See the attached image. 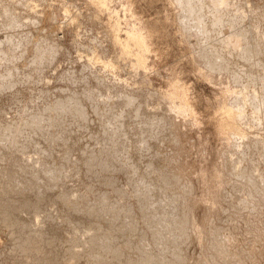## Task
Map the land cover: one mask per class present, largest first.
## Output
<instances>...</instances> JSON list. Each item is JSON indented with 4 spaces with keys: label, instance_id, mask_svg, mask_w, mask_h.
<instances>
[{
    "label": "rangeland",
    "instance_id": "obj_1",
    "mask_svg": "<svg viewBox=\"0 0 264 264\" xmlns=\"http://www.w3.org/2000/svg\"><path fill=\"white\" fill-rule=\"evenodd\" d=\"M174 1L0 0V139L4 146L0 143V264H59L53 261L57 257L60 264L73 260L75 264H145L144 260L152 257L158 258L156 264H235L233 260L264 264V0H224L226 5L217 0L211 6L207 4L210 0H188L183 10ZM182 11H187V17L181 18ZM214 12L218 18L225 14L218 19L222 23ZM135 31L144 41L141 48L127 39ZM232 35L245 38L237 47L228 46L229 40L223 39ZM214 45L220 55L211 57ZM226 61L232 62L231 68ZM231 69L236 70L235 77ZM79 105L82 115L74 111ZM5 139L11 142L5 144ZM112 149L125 153L119 155ZM156 165L164 166L158 170ZM47 167L52 169L47 170L56 180L53 189H57L48 188L52 175L41 171ZM31 172L36 173L34 177H29ZM247 175L255 183L246 182ZM148 191H152L149 196ZM37 195L40 198L36 199ZM84 207L101 215L104 210H112L111 215L118 217L131 213V225L129 218L123 221L121 217L116 224L110 213H106L107 222L112 226H105L102 216L101 221L95 217L96 225L95 218L89 220L80 213ZM182 211L189 215L185 224L179 221L184 217ZM168 213L172 215L169 219ZM171 224L177 226L175 231ZM87 226L93 227L91 231ZM128 226L138 229L136 234L130 231L129 236ZM112 229L115 234L114 229L122 231L116 234L119 238L111 234ZM163 231L167 237L162 236ZM89 232L94 239L87 238ZM33 233L34 241L42 236L45 243L35 241L36 245L28 238ZM104 233L111 234L105 238L110 249L92 250L91 241L99 236L104 239ZM27 234L31 242L23 241ZM169 235H173L172 240L175 235L172 242ZM221 239H230L231 245L220 255L212 243ZM49 243L64 254L59 258V251L53 252ZM75 253L85 254L80 256L83 260L75 262Z\"/></svg>",
    "mask_w": 264,
    "mask_h": 264
},
{
    "label": "bare ground",
    "instance_id": "obj_2",
    "mask_svg": "<svg viewBox=\"0 0 264 264\" xmlns=\"http://www.w3.org/2000/svg\"><path fill=\"white\" fill-rule=\"evenodd\" d=\"M185 1L187 2L188 0H175L174 2H176L177 7H178V5H179V6L182 8V10H183V8H184V6H185ZM201 1H202V0H201ZM201 1H199V3H201ZM206 1H207V0H206ZM206 1H203V3L206 4ZM222 1H223L224 5H226V3L224 2V0H222ZM222 1H221V2H222ZM207 2H208V1H207ZM221 2H219V3H221ZM211 3H213V5H216L217 0H210V3H207V4L210 5ZM205 4H204V7L207 6V4H206V6H205ZM227 4H228V3H227ZM183 5H184V6H183ZM209 5H208V6H209ZM219 5H223V4H219ZM175 6H176V5H175ZM201 6H202V5H201ZM201 6H200V8H201ZM210 6H211V5H210ZM210 6H209V7H210ZM229 6H231V5H229ZM204 7H203V10L206 9V8H208V7H206V8H204ZM223 7H224V6H223ZM181 8H180V9H181ZM215 8H220V6L215 7ZM6 9H7V8H6ZM209 9H211V7H210ZM212 9H213V7H212ZM187 10L190 11V12H192V10L189 9V8H187ZM206 10H207V9H206ZM216 10H217V9H216ZM216 10H214V11H216ZM211 11H213V10H211ZM217 11H218V10H217ZM261 11H262V10H261ZM186 12H187V11H185V13H186ZM204 12H205V11H204ZM220 12L222 13V11H220ZM223 12H224V11H223ZM182 13H184V11H182ZM185 13L181 15V16H182L181 18H185V17H187V15H186ZM199 13H200V12H199ZM216 13H217V12H216ZM218 13H219V11H218ZM218 13H217V14H218ZM224 13H225V12H224ZM224 13H223V14H224ZM191 14H192V13H191ZM211 14H212V13H211ZM214 14H215V12H214L212 15L215 16V18H216L217 15H214ZM219 14H220V13H219ZM223 14H221V15H223ZM239 14H240V13H239ZM184 15H186V16H184ZM198 15H199V14H198ZM221 15H220V16H221ZM200 16H201V15H200ZM200 16H199V17H200ZM218 16H219V15H218ZM220 16H219V17H220ZM224 16H225V14H224ZM224 16H221V17L223 18ZM4 17H5V16H4ZM221 17H220V18H221ZM208 18H209V17H208ZM220 18L217 17L216 20H218V19H220ZM222 18H221V19H222ZM251 18H252V17H251ZM196 19H197V18H196ZM237 19H238V18H237ZM180 20H181V19H180ZM216 20H214V21H216ZM12 21H14V20H12ZM182 21H183V20H182ZM182 21H181V24H182ZM214 21H213V23H214ZM220 21H221V20H220ZM220 21L218 20V22H220ZM224 21H225V20H224ZM224 21H223V22H224ZM183 22H184V21H183ZM216 22H217V21H216ZM240 22H242V21L240 20ZM198 23H199V22H198ZM198 23H197V27L201 29L203 26H202V24L200 25V24H198ZM200 23H202V22H200ZM221 23H222V21H221ZM230 23H231V22H230ZM230 23H229V24H230ZM203 24H204V26H205L206 23L203 22ZM218 24H220V23H218ZM241 24H242V23H241ZM241 24H240V25H241ZM251 24H252V23H251ZM213 25L215 26V23H214ZM232 25H234V24H232ZM249 26H250V25H249ZM182 27H183V26H182ZM211 27H212V26H211ZM211 27H210V29H211ZM218 27H219V26H218ZM208 28H209V27H208ZM213 28H214V27H212V29H213ZM215 28H216V26H215ZM215 28H214V29H215ZM202 29H203V28H202ZM204 29H205V27H204ZM204 29H203L202 31H204ZM249 29H250V28H249ZM226 30H227V29H226ZM132 31H133V30H132ZM205 31H206V30H205ZM205 31H204V32H205ZM213 31H214V30H213ZM215 31H216V30H215ZM217 31H218V29H217ZM241 31H243V30H241ZM208 32H209V31H208ZM210 32H211V30H210ZM210 32H209V33H210ZM244 32H245V31H244ZM249 32H251V31H249ZM135 33H136V31L134 32V34L131 32V35H130V34L128 35V33H127V35H128L127 39H129V41H131L132 45H135V46L138 45V46L141 48L142 45H144V41L142 40V37H141V36H139L138 34H135ZM228 33H229V32H228ZM132 34H133V35H132ZM221 34H222V33H221ZM245 34H246V32H245ZM204 35H206V34H204ZM238 35H239V34H238ZM240 35H241V34H240ZM249 35H250V34H249ZM202 36H203V34H202ZM223 36H225V35H223ZM232 36H234V35H232ZM247 36H248V34L246 35V37H247ZM227 37H230V36H226V38L223 39V40H226V39L229 40V42L227 41V43L229 44L228 46H233V47H237L236 45H238L237 43H239V40L245 38V36L242 37V38L240 37V39L237 38L236 36L232 37L231 39H228ZM235 37H236V38H235ZM252 38H256V36H255V37H252ZM246 40H247V42L249 41V36H248V39H246ZM252 40H253V39H252ZM252 40H251V41H252ZM255 40H256V39H255ZM257 40H258V39H257ZM223 42H224L223 44L225 45L226 42H225V41H223ZM243 43H244V42H243ZM248 43H249V42H248ZM253 43H254V42H253ZM244 44H245V43H244ZM251 44H252V43H251ZM256 44H257V43H256ZM211 46H212V45H211ZM225 46H227V44H226ZM240 46H242V42H241ZM244 46H245V45H244ZM244 46H243V47H244ZM254 46H255V43H254ZM216 47H217V46H216ZM219 47H220V46H219ZM223 47H224V46H223ZM243 47H241V48H243ZM126 48H128V47L126 46L125 49H126ZM214 48H215V45H214V47H213V50H214L215 52H214V53L211 52L212 54H210V56L216 53V49H214ZM229 48H230V47H229ZM244 48H245V47H244ZM244 48H243V50H245ZM256 48H258V47L256 46ZM33 49H34V48H33ZM227 49H228V48H227ZM238 49H239V48H238ZM217 50L220 51L219 48H218ZM223 50H224V48H223ZM225 50H226V48H225ZM230 50H233V49L231 48ZM235 50H237V49L235 48ZM235 50H234V51H235ZM243 50H242V52L244 53ZM210 51H211V49H210ZM234 51H233V52H234ZM256 51L259 52V50H257V49H256ZM205 52H206V51H205ZM208 52H209V51H207V53H208ZM217 52H218V51H217ZM207 53H206V54H207ZM222 53L224 54V53H226V52H222ZM227 53H228V52H227ZM230 53H231V52H230ZM260 53H262V52H260ZM202 54H203V53H202ZM202 54H201V56L204 55V54H203V55H202ZM206 54H205V56H206ZM216 54H219V55H220L219 52L216 53ZM223 54H222L221 56H223ZM256 54H257V53H256ZM208 55H209V53H208ZM233 55H234V54H232L230 58H233V60L235 61ZM249 55H251V54H249ZM23 56H24V55H23ZM40 56H42V55H40ZM48 56H49V55H48ZM214 56H215V55H214ZM221 56H220V58H222ZM224 56H225V55H224ZM226 56H227V55H226ZM228 56H230V54H228ZM259 56H260V55H259ZM211 57H212V56H211ZM215 57H217V56H215ZM215 57H214V58H215ZM235 57H236V56H235ZM247 57H248V55H247ZM38 58H39V56H38ZM201 58H202V57H201ZM203 58H204V57H203ZM206 58H207V57H206ZM225 58H228V57H225ZM230 58H229V59H230ZM243 58H244V57H243ZM35 59H36V58H35ZM207 59H208V58H207ZM210 59H211V58H210ZM222 59H224V58H222ZM229 59H228V60H229ZM237 59L239 60V58L236 57V61H238ZM205 60H206V59H205ZM211 60H213V59H211ZM230 60H231V59H230ZM253 60H254V59H253ZM256 60H257V59H256ZM258 60H259V59H258ZM206 61H207V60H206ZM231 61H232V60H231ZM234 61H232V62H234ZM241 61H242V60H241ZM254 61H255V60H254ZM261 61H262V60H261ZM263 61H264V59H263ZM138 62H139V61H137L136 63H138ZM232 62H231V64H232ZM238 62H239V61H238ZM209 63L211 64V61H210ZM224 63H225V62H224ZM228 63H229V62H228ZM228 63H227V61H226V64H227V66L229 67ZM229 64H230V63H229ZM231 64H230V68L232 67ZM234 64H235V63H234ZM234 64H233V65H234ZM244 64H245V63H244ZM212 65H214V64H212ZM235 65H236V64H235ZM239 66H240V65H239ZM236 67H237V66H236ZM211 68H212V67H210V69H211ZM238 68H239V67H238ZM227 69H228V68H227ZM233 69H235V68H233ZM213 70H214V69H213ZM228 70H229V69H228ZM231 70H232V69H231ZM232 71H233V73H232ZM232 71H231L230 73H232V74L234 75V72H236V70H235V71L232 70ZM240 71H241V70H240ZM245 72H246V71H245ZM260 72H261V71H260ZM232 74H231V75H232ZM28 75H29V74H28ZM233 75H232V76H233ZM235 75H236V74H235ZM235 75H234V77H235ZM261 75H262V74H261ZM10 76H11V75H10ZM236 77H237V76H236ZM249 79H250V78H249ZM40 80H41V79H40ZM250 82H251V81H250ZM250 85H251V84H250ZM246 91H247V90H246ZM251 91H252V90H251ZM89 92H90V91H89ZM88 94H89V93H88ZM101 95H102V94H101ZM90 96H91V95H90ZM79 98H80V97H79ZM107 99H108V98H107ZM109 99H110V98H109ZM61 105H62V104H61ZM69 105H70V102H69ZM69 105H68V107H71V106H72V105H71V106H69ZM65 106H66V105H63V106H61V107H64V109H65ZM79 107H80V105H79V106H76L75 108H77V109H75L74 111L77 113V115H82V114H81L82 112H81V110H80ZM49 108H50V107H49ZM59 108H60V107H59ZM78 108H79V109H78ZM64 109H62V110H64ZM67 109H68V108H67ZM109 109H110V108H109ZM109 109H108V110H109ZM111 109H112V108H111ZM113 110H114V109H113ZM109 111H110V110H109ZM137 111H138V110H137ZM64 112H65V111H64ZM67 112H71V110H70V111L67 110ZM72 112H73V111H72ZM72 112H71V113H72ZM117 112H118V111H117ZM121 112H122V111H121ZM126 112H127V111H126ZM227 112H229V111H227ZM76 113H75V114H76ZM111 113H113V112H111ZM135 113H137V112H135ZM55 114H56V113H55ZM72 114H73V113H72ZM107 114H108V113H107ZM117 114H118V113H117ZM228 114H229V115L227 116V114H226V116L230 118V116H231L232 114H231V115H230V113H228ZM252 114H253V113H252ZM83 115H84V114H83ZM86 115H87V114H86ZM99 115H100V114H99ZM104 115H105V114H104ZM108 115H110V114H108ZM112 115H113V114H112ZM120 115H121V114H120ZM125 115H126V114H125ZM162 115H163V114H162ZM105 116H106V115H105ZM113 116H114V115H113ZM160 116H161V115H160ZM163 116H164V115H163ZM252 116H253V115H252ZM76 117H77V116H76ZM231 117H233V116H231ZM263 117H264V116H263ZM263 117H262V118H263ZM41 118H42V117H41ZM41 118H40V120H41ZM81 118H84V116H83V117L81 116ZM163 118H164V117H163ZM124 119H125V118H124ZM230 119H232V118H230ZM116 120H117V118H115V123H116ZM162 120H163V119H162ZM252 120H253V119H252ZM78 121H79V120H78ZM159 121H160V120H159ZM20 122H21V121H20ZM23 122H24V121H23ZM46 122H47V121H46ZM53 122H54V121H53ZM163 122H164V121H163ZM13 123H14V122H13ZM15 123H16V122H15ZM44 123H45V121H44ZM109 123H110V122H109ZM117 123H118V122H117ZM258 123H259V122H258ZM21 124H23V123H21ZM52 124H53V123H52ZM106 124H107V123H106ZM106 124H104V125H106ZM123 124H124V123H123ZM9 125H10V124H9ZM12 125H13V124H12ZM25 125H26V124H24L23 126H25ZM109 125H110V124H109ZM109 125H108V126H109ZM119 125H120V124H119ZM119 125H118V126H119ZM21 126H22V125H21ZM5 127H6V126H5ZM11 127H12V126H11ZM32 127H33V126H32ZM47 127H48V126H47ZM115 127H116V126H115ZM12 128H13V127H12ZM14 128H18V127H15V126H14ZM21 128H22V127H21ZM25 128H26V127H25ZM43 128H44V127H43ZM50 128H51V127H50ZM106 128H107V126H106ZM111 128H112V127H111ZM166 128H167V127H166ZM3 129H4V128H3ZM23 129H24V128H23ZM8 130H9V129H8ZM12 130H13V129H12ZM16 130H17V129H16ZM117 130H119V129H116V130H113V131L116 132ZM5 131H6V130H5ZM19 131H20V129H19ZM21 131H22V130H21ZM28 131H29V130H28ZM59 131H60V130H59ZM61 131H62V130H61ZM66 131H67V130H66ZM107 131H108V130H107ZM120 131H122V130H120ZM236 131H237V130H236ZM236 131H235V133H236ZM0 132H1V131H0ZM15 132H16V131H15ZM39 132H40V131H39ZM115 132H114V134L117 133V132H116V133H115ZM237 132H239V131H237ZM5 133H6V132H5ZM22 133H23V132H22ZM110 133H111V132H110ZM118 133H119V131H118ZM124 133H125V132H123V134H124ZM104 134H105V133H104ZM3 135H4V134H3ZM19 135H20V134H19ZM112 135H113V134H112ZM20 136H22V135H20ZM65 136H66V135H65ZM109 136H111V135L109 134ZM114 136H116V135H114ZM114 136H113V137H114ZM236 136H237V135H236ZM2 137H4V136H1V138H2ZM113 137H112V138H113ZM118 137H119V136H118ZM34 138H35V137H34ZM54 138H55V137H54ZM149 138H150V137H149ZM158 138H159V137H158ZM6 139H8V138L6 137ZM6 139H5V141L3 142V143H5V144H6V141H9V140H10V139H9V140H6ZM67 139H68V138H67ZM113 139H114V138H113ZM2 140H3V139H2ZM47 140H48V139H47ZM102 140H103V139H102ZM15 141H16V140H15ZM25 141H28V140L26 139ZM96 141H97V138H96ZM119 141H120V140H119ZM141 141H142V140H141ZM9 142H11V140H10ZM17 142H18V141H17ZM17 142H16V143H17ZM113 142H115V141L113 140ZM116 142H117V141H116ZM0 143L2 144L1 139H0ZM27 143H28V142H27ZM27 143H25V144H27ZM41 143H42V142H41ZM47 143H48V142H47ZM144 143H145V142H144ZM160 143H161V142H160ZM8 144H9V143H8ZM8 144H7V145H8ZM13 144H15V142H14ZM28 144H29V143H28ZM35 144H36V143H35ZM51 144H52V143H51ZM138 144H139V142H138ZM22 145H23V143H22ZM73 145H74V144H73ZM97 145H98V144H97ZM117 145H118V144H117ZM120 145H121V143H120ZM123 145H124V144H123ZM145 145H146V143H145ZM2 146H3V144H2ZM2 146H0V147H2ZM9 146H10V145H9ZM11 146H12V145H11ZM25 146H27V145H24V147H25ZM113 146H114V145H113ZM3 147H4V146H3ZM14 147H15V146H14ZM34 147L37 148V145H36V146L34 145ZM115 147H116V146H115ZM142 147H143V146H142ZM22 148H23V147H22ZM35 148H34V149H35ZM64 148H65V146H64ZM120 148H121V147H120ZM122 148H123V147H122ZM2 149H3V148H2ZM6 149H7V148H6ZM6 149H5V150H6ZM9 149H10V148H9ZM15 149H16V147H15ZM15 149H14V150H15ZM23 149H24V148H23ZM25 149H26V148H25ZM26 150H28V149H26ZM36 150H37V149H36ZM57 150H58V149H57ZM114 150H115V149H112L113 152H114ZM0 151H1V150H0ZM16 151H18V149H17ZM37 151H38V150H37ZM67 151H68V150H67ZM98 151H99V150H98ZM19 152H20V150H19ZM44 152H45V151H44ZM47 152L49 153V151H47ZM52 152H53V151H52ZM65 152H66V151H65ZM151 152H152V151H151ZM26 153H27V152H26ZM114 153H118V154H119L120 151L117 152V149H116V151H115ZM123 153H125V152L123 151ZM123 153L121 152L120 154H123ZM3 154H4V153H3ZM3 154H1V155L3 156ZM10 154H11V153H10ZM18 154H19V153H18ZM49 154H50V153H49ZM59 154H60V153H59ZM66 154H67V153H66ZM66 154H65V155H66ZM69 154H70V153H69ZM120 154H119V155H120ZM145 154H146V153H145ZM50 155H52V154H50ZM110 155H112V153H111ZM113 155H114V154H113ZM113 155H112V156H113ZM115 155H116V154H115ZM115 155H114V156H115ZM155 155H156V154H155ZM155 155H154V156H155ZM242 155H243V154H242ZM21 156H22V155H21ZM52 156H53V155H52ZM55 156H56V154H55ZM112 156H111V157H112ZM4 157H5V156H4ZM49 157H50V156H49ZM123 157H125V156H123ZM157 157H159V156H157ZM40 158H41V157H40ZM162 158H163V157H162ZM36 159H37V158H36ZM55 159H56V158H55ZM125 159H126V158H125ZM158 159H159V158H158ZM118 160H120V159H118ZM118 160H117V161H118ZM160 160H161V159H160ZM3 161H4V160H3ZM5 161H6V160H5ZM45 161H46V160H45ZM129 161H130V160H129ZM161 161H162V160H161ZM7 162H8V161H7ZM35 162H36V161H35ZM39 162H40V161H39ZM51 162H52V161H51ZM72 162H73V161H72ZM163 162H164V160H163ZM240 162H241V161H239V163H240ZM158 163H159V161H158ZM10 164H11V163H10ZM12 164H13V163H12ZM36 164H37V163H36ZM40 164H41V163H40ZM52 164H53V163H52ZM244 164H245V163H244ZM34 165H35V164H34ZM34 165H33V166H34ZM45 165H46V164H45ZM45 165H44V167H46ZM47 165H48V164H47ZM53 165H54V164H53ZM53 165L51 166V168L53 167ZM111 165H112V164H111ZM127 165H128V164H127ZM131 165H132V164H131ZM242 165H243V164H242ZM242 165L240 164L241 167H242ZM8 166H9V165H8ZM31 166H32V165H31ZM31 166H30V167H31ZM33 166H32V167H33ZM42 166H43V165H42ZM156 166H157V165H156ZM163 166H164V165H163ZM163 166H162L161 168H163ZM6 167H7V166H6ZM26 167L29 168V166H26ZM34 167H35V166H34ZM34 167H33V168H34ZM49 167H50V165H49ZM81 167H83V166H81ZM136 167H137V166H136ZM144 167H145V166H144ZM159 167H160V166L158 165L156 168L158 169ZM19 168H20V167H19ZM51 168L49 169V168L47 167L46 169L42 168V169H44V170H41V169H39V170L44 171L45 175H47V174L52 175L51 172H49V170H52ZM58 168H59V167H58ZM161 168H159V169H161ZM16 169H18V168H16ZM21 169H22V168H21ZM24 169H25V167L23 168V170H24ZM47 169H49V170H47ZM129 169H130V165H129ZM150 169H151V168H150ZM159 169H158V170H159ZM3 170H4V169H3ZM25 170L28 171L29 169H28V170L25 169ZM35 170H36V168H35ZM39 170H37V171H39ZM53 170H54V169H53ZM73 170H75V169H73ZM243 170H244V169H243ZM6 171H8V170H6ZM11 171H12V170H11ZM16 171H18V170H16ZM19 171H20V170H19ZM29 171H30V170H29ZM33 171H34V170H33ZM130 171H131V170H130ZM146 171H147V170H146ZM244 171H245V170H244ZM244 171H243V173H244ZM9 172H10V171H9ZM39 172H40V171H39ZM39 172H37V173H39ZM150 172H151V171H150ZM4 173H5V171H4ZM11 173H12V172H11ZM27 173H29V172H27ZM42 173H43V172H42ZM42 173H41V174H42ZM46 173H47V174H46ZM63 173H64V172H63ZM90 173H91V172H90ZM131 173H134V171H132ZM153 173H154V172H153ZM14 174H15V173H14ZM20 174H23V173H22V170H21V173H20ZM29 174H30V173H29ZM29 174H27V175H29ZM32 174H33V173L31 172V175H29V177H30V176H33V177H34V175H35L36 173L33 174V175H32ZM141 174H143V173H141ZM247 174H248V173H247ZM4 175H5V174H4ZM25 175H26V173H25ZM25 175H23V176H25ZM49 175H48V176H49ZM143 175H144V174H143ZM219 175H220V174H219ZM245 175H246V174H244V176H245ZM17 176H18V174H17ZM52 176H53V175H52ZM52 176H49V177H51V180H49V181L52 182V185H51V186L49 185V187H48L50 190L53 189V186L55 185L54 182H56L54 176H53V177H52ZM242 176H243V174H242ZM244 176H243V177H244ZM247 176L249 177V179H247ZM247 176H246V179L249 180V181L246 180V182H250L249 184H253V183H255V182H254V179H253L252 177H250L249 175H247ZM5 177H6V176H5ZM15 177H16V176H15ZM18 177H19V176H18ZM18 177H17V178H18ZM216 177H217V175H216ZM3 178H4V177H3ZM44 178H45V176H44ZM151 178H152V177H151ZM151 178H150V176H149V179H151ZM218 178H219V176H218ZM244 178H245V177H244ZM244 178H242V179H244ZM11 179H12V178H11ZM11 179H8V180H11ZM46 179L48 180V177H47V176H46ZM60 179H61V178H60ZM157 179H158V178H157ZM216 179H217V178H216ZM216 179H215V181H216ZM0 180H1V179H0ZM13 180H14V179H12L11 182H12ZM17 180H19V178H18ZM17 180H16V182H18ZM29 180H30V179H29ZM34 180H35V179H34ZM36 180H37V179H36ZM38 180H40V179H38ZM64 180H65V179H64ZM217 180L219 181V179H217ZM20 181H21V180H20ZM24 181H25V180H24ZM27 181H28V180H27ZM143 181H144V180H143ZM7 182H8V181H7ZM11 182H9V183H11ZM14 182H15V181H14ZM31 182H32V181H31ZM12 183H13V182H12ZM29 183H30V182H29ZM13 184H14V183H13ZM20 184H21V183H20ZM60 184H61V183H60ZM139 184H140V182H139ZM139 184H138V185H139ZM1 185H2V184H1ZM18 185H19V184H18ZM18 185H17V186H18ZM141 185H142V184H141ZM145 185H147V184L145 183ZM151 185H152V184H151ZM155 185H156V184H155ZM15 186H16V184L14 185V187H15ZM59 186H60V185H59ZM148 186H149V184H148ZM0 187H1V186H0ZM29 187H30V186H29ZM54 187H55V186H54ZM135 187H136V186H135ZM30 188H31V187H30ZM146 188H147V187H146ZM1 189H2V188H1ZM35 189H36V188H35ZM37 189H38V188H37ZM54 189H57V188H54ZM54 189H53V190H54ZM61 189H62V188H61ZM148 189H150V188L148 187ZM148 189H146V190H148ZM151 189H152V186H151ZM154 189H156V187H154ZM161 189H162V187H161ZM164 189H165V188H164ZM167 189H168V188H167ZM185 189H186V188H185ZM8 190H9V189H8ZM23 190H24V189H23ZM27 190H29V189H27ZM39 190H40V189H39ZM45 190H46V189H45ZM58 190H59V189H58ZM144 190H145V189H144ZM152 190H153V189H152ZM187 190H188V188H187ZM11 191H12V190H11ZM14 191H15V190H14ZM18 191H19V189H18ZM48 191H49V190H48ZM135 191H136V190H135ZM149 191H150V190H149ZM149 191L147 192L146 195H148V193L151 194L152 191H151V192H149ZM154 191H155V190H154ZM188 191H190V190H188ZM5 192H6V191H5ZM30 192H31V191H30ZM69 192H70V191H69ZM9 193H10V192H9ZM34 193H35V192H34ZM40 193H41V192H40ZM47 193H48V192H47ZM141 193H142V192H141ZM144 193H145V192H144ZM163 193H166V192L163 191ZM172 193H173V191H172ZM36 194H37V193H36ZM182 194H183V193H182ZM24 195H25V194H24ZM38 195H39V192H38ZM38 195L36 196V199H37V197L40 198V197L42 196V195H39V196H40V197H39ZM46 195H47V194H46ZM146 195H145V196H146ZM153 195H154V194H153ZM175 195H176V194H175ZM25 196H27V195H25ZM48 196H49V195H48ZM62 196H63V195H62ZM81 196H82V195H81ZM142 196H143V195H142ZM148 196H149V195H148ZM150 196H151V195H150ZM159 196H160V195H159ZM163 196H164V195H163ZM163 196H162V197H163ZM167 196H169V195H167ZM173 196H174V195H173ZM183 196H184V195H183ZM23 197H24V196H23ZM32 197H33V195H32ZM42 197H43V196H42ZM45 197H46V196H45ZM56 197H57V196H56ZM151 197L154 198L153 196H151ZM178 197H179V196H178ZM185 197H186V195H185ZM229 197H230V196H229ZM5 198H7V196H6ZM8 198H9V197H8ZM13 198H14V197H13ZM46 198H47V197H46ZM159 198H160V197H159ZM171 198H172V197H171ZM183 198H184V197H183ZM186 198H187V197H186ZM186 198H185V199H186ZM230 198H231V197H230ZM0 199H2V198H0ZM19 199H20V198H19ZM24 199H25V198H24ZM26 199H27V198H26ZM26 199H25V203L27 202ZM41 199H42V198H41ZM43 199H44V197H43ZM71 199H72V198H71ZM146 199H147V198H146ZM148 199H149V197H148ZM6 200H7V199H6ZM9 200H10V199H9ZM27 200H28V199H27ZM38 200L40 201V199H38ZM140 200H141V199H140ZM150 200H151V199H149V201H150ZM155 200H157V199H155ZM158 200H159V199H158ZM162 200H163V199H162ZM166 200H167V199H166ZM172 200H173V199H172ZM182 200H183V199H181V202H184V201H182ZM31 201H32V200H31ZM43 201H44V200H43ZM49 201H50V200H49ZM137 201H138V200H137ZM151 201H152V200H151ZM151 201H150V202H151ZM163 201H165V200H163ZM167 201H168V200H167ZM173 201H174V200H173ZM2 202H4V201H2ZM23 202H24V201H23ZM23 202L21 201L22 204H23ZM33 202H34V201H33ZM33 202H32V203H33ZM99 202H100V201H99ZM140 202H141V201H140ZM143 202H144V201H143ZM153 202H155V201H153ZM153 202H152V203H149V204H153ZM174 202H175V201H174ZM5 203H7V202H5ZM13 203H14V202H13ZM29 203H30V202H27V205H26V206H28ZM34 203L36 204V202H34ZM70 203H71V202H70ZM70 203H69V201H68V205H69ZM156 203H157V202H156ZM169 203H170V202H169ZM1 204H2V203H1ZM22 204H21V205H22ZM47 204H48V203H47ZM55 204H56V203H55ZM139 204H141V203H139ZM160 204H161V203H160ZM166 204L169 205L168 203H166ZM172 204H173V203H172ZM180 204H181V203H180ZM24 205H25V204H24ZM66 205H67V204H66ZM158 205H159V204H158ZM158 205H156V208H158V207L160 208V207H161V205H159V206H158ZM170 205H171V203H170ZM170 205H169L168 207H170ZM6 206H7V205H6ZM8 206H9V205H8ZM29 206L31 207V203H30ZM32 206H34V205H32ZM58 206H59V205H58ZM118 206H119V205H118ZM154 206H155V205H154ZM157 206H158V207H157ZM162 206H166V205H162ZM174 206H175V205H174ZM178 206H179V205H178ZM12 207H13V206H12ZM23 207H24V206H23ZM34 207H35V206H34ZM67 207H68V206H67ZM150 207H151V206H150ZM152 207H153V206H152ZM10 208H11V206H10ZM16 208H17V207H16ZM36 208H38L37 205H36ZM180 208H181V206H180ZM0 209H2V208H0ZM7 209H8V208H7ZM7 209H6V210H7ZM11 209H12V208H11ZM41 209H42V208H41ZM99 209H101V207H99ZM102 209H103V208H102ZM102 209H101V211H102ZM152 209H153V211H155L154 208H152ZM167 209H168V208H167ZM9 210H10V209H9ZM9 210H8V211H9ZM12 210H13V209H12ZM37 210H38V209H37ZM145 210H147V209H145ZM145 210H144V211H145ZM159 210H160V214H162V213H161V212H162L161 210H164V209H163V207H162V208L159 209ZM180 210H182V208H181ZM184 210H185V209H184ZM13 211H14V210H13ZM97 211H98V210H94L93 208H90V207H88V208H87V207H84V208L81 210L80 213L83 215V217H84V216L89 217V220H92L93 218H95V217L97 218V217H98V218H100V220H99V219H98V220L101 221V216H102V217H104V218H102V221H101V222H103V223L106 222V223H104V224H106L105 226H107V224L109 223V222H107V218H108V216L106 215L107 211H105V210H104V212L102 211V212L105 214V216H104L103 213H102L103 215L99 214L100 211L97 213ZM137 211H138V210H137ZM144 211H142V213H144ZM156 211H157V209H156ZM165 211H166V209H165ZM172 211H173V210H172ZM3 212H4V211H3ZM15 212H16V211H15ZM68 212H69V211H68ZM111 212L113 213L112 210H111ZM111 212L108 211L107 214L110 213V215H111V214H112ZM130 212H131V210H130ZM140 212H141V211H140ZM182 212H184V217H183V219L181 218L179 221H181L182 224H185L184 222H185L186 219H187L186 217L188 216V218H189V215H187L188 213H186L185 211H182ZM1 213H2V212H1ZM114 213H115V212H114ZM145 213H148V212H145ZM166 213H167V212H166ZM18 214H19V213H18ZM130 214H131V213H130ZM130 214H129L128 212H126V214L124 213L125 216H124V215H122V216L120 215V217L123 219V221H126V218H129V221H128V224H129V223H130V217H131ZM151 214H152V213H151ZM155 214H156V213H155ZM155 214H153V215H155ZM163 214H164V213H163ZM169 214H170V216H172L171 213H168V214H166V215H168L167 218L169 217ZM5 215H7V214H5ZM11 215H12V214H11ZM11 215H10V216H11ZM95 215H96V216H95ZM113 215H116V214H113ZM153 215H152V217H153ZM78 216H79V215H78ZM92 216H93V217H92ZM144 216H145V215H144ZM144 216L142 215V217H144ZM155 216H157V215H155ZM173 216H174V215H173ZM79 217H80V216H79ZM81 217H82V216H81ZM87 217H86V218H87ZM91 217H92V218H91ZM112 217H114V218H112ZM120 217H118V214H117L116 216H112V215H111L110 220L115 221V223L117 224V221H118V219H119ZM142 217H141V218H142ZM158 217H159V216H158ZM165 217H166V216H165ZM6 218L9 219V216L6 217ZM56 218H57V217H56ZM90 218H91V219H90ZM96 218L94 219L95 223H97ZM153 218H154V217H153ZM153 218H152V219H153ZM156 218H157V217H156ZM171 218H172V217H171ZM191 218H192V217H191ZM4 219H5V216H4ZM10 219H11V218H10ZM103 219H105V221H104ZM152 219H149V220H152ZM159 219H161V218L159 217L158 220H159ZM168 219H169V218H168ZM168 219H165V221L168 220ZM193 219H194V218H193ZM193 219L191 220V222L193 221ZM108 220H109V219H108ZM110 220H109V221H110ZM131 220H132V219H131ZM142 220L145 221V220H146V217H144V219L142 218ZM142 220H141V221H142ZM154 220H155V218H154ZM156 220H157V219H156ZM161 220H162V219H161ZM161 220H159V221H161ZM163 220H164V218H163ZM170 220H171V219H170ZM18 221H19V220H18ZM99 221H98V222H99ZM119 221L121 222L122 220H119ZM136 221H137V220H136ZM159 221H158V222H159ZM165 221H163V225H164V226H165V224H167V223L164 224ZM5 222L8 223L9 221L6 220ZM24 222H25V221H24ZM87 222L89 223L88 220L86 221V223H87ZM110 222H111V221H110ZM156 222H157V221H156ZM166 222H167V221H166ZM170 222H171V221H170ZM173 222H174V221L172 220L171 223H173ZM177 222H178V220H177ZM188 222H189V219H188ZM11 223H12V222H11ZM11 223H10V225H11ZM55 223H56V222H55ZM91 223H92V222H91ZM95 223L93 222L92 225L95 224ZM99 223H100V222H99ZM113 223H114V222H113ZM123 223H124V222H123ZM143 223L145 224V222H143ZM189 223H190V222H189ZM24 224H25V223H24ZM69 224H70V223H69ZM89 224H90V223H89ZM89 224H88V225H89ZM104 224L101 223L102 226H104ZM111 224H112V222H111ZM111 224L109 223V226H110ZM119 224H120V223H118V225H119ZM146 224H147V223H146ZM146 224H145V227H146V226L149 227V225H148V224L146 225ZM190 224L192 225V223H190ZM190 224H189V225H190ZM193 224H194V221H193ZM90 225H91V224H90ZM96 225H98V223H97ZM99 225H100V224H99ZM112 225H113V224H112ZM112 225H111V226H112ZM118 225H117V226H118ZM130 225H131V223H130ZM150 225H151V224H150ZM154 225H155V224H154ZM160 225H161V224H160ZM160 225H159V226H160ZM191 225H190V227H192ZM213 225H214V224H213ZM59 226H60V225H59ZM93 226H94V225H93ZM114 226H115V225H114ZM123 226H124V225H123ZM157 226H158V225H157ZM171 226H172V224H171ZM183 226H184V225H183ZM5 227H6V226H5ZM9 227H10V226H9ZM21 227H22V226H21ZM28 227H29V226H28ZM41 227H42V226H41ZM47 227H48V226H47ZM53 227H54V226H53ZM56 227H57V226H56ZM87 227L89 228V231H91L90 229L93 228V227L90 228L89 226H87ZM99 227H100V226H99ZM99 227L96 226V228H99ZM126 227H127V226H126ZM150 227H151V226H150ZM152 227H153V226H152ZM160 227H161V226H160ZM166 227H167V226H166ZM166 227H165V228H166ZM168 227H170V226H168ZM172 227H174V225H173ZM172 227H171V232H172V230H173ZM175 227H177V226H175ZM175 227H174V231H175ZM187 227H188V226H187ZM193 227H194V226H193ZM7 228H8V227H7ZM34 228H35V227H34ZM69 228H70V227H69ZM72 228H73V226H72ZM88 228H87V229H88ZM101 228H102V227H101ZM101 228H99V229H101ZM106 228H107V227H106ZM112 228H113V227H112ZM128 228H129V231L126 230V232L123 231V233L125 232V234H126L127 231H128V234H129L130 231H133L132 233H135V231L138 230V229H133L131 226H128ZM128 228H126V229H128ZM146 228H147V227H146ZM182 228H184V227H182ZM195 228H196V226H195ZM197 228H198V227H197ZM5 229H6V228H5ZM10 229H11V228H10ZM47 229H48V228H47ZM49 229H50V228H49ZM124 229H125V228H124ZM148 229H150V232L153 230V229H151V228H148ZM155 229H156V228H155ZM158 229H159V228H158ZM161 229L163 230L162 227H161ZM161 229H160V230H161ZM168 229H170V228H168ZM31 230H32V229H31ZM103 230H104V229H102V232H104V231L109 232V231H110V230H109V231H107V230H104V231H103ZM183 230H184V229H181V231H183ZM194 230H196V229H194ZM213 230L216 231V229H214V228H213ZM213 230H212V231H213ZM219 230H221V229L219 228ZM20 231H21V230H20ZM42 231H43V230H42ZM52 231H53V230H52ZM86 231H87V230H86ZM93 231H94V230H93ZM93 231H92V232H93ZM114 231H115V232L117 231V233H116L117 235H119V234L122 233V231L118 232V230H115V229H114ZM147 231H148V230H147ZM166 231H167V229H166ZM169 231H170V230H169ZM199 231H200V230H199ZM34 232H35V231H34ZM38 232H39V231H38ZM75 232H76V231H75ZM79 232H81V231H79ZM112 232H113V229H112V231H111V234L114 233V232H113V233H112ZM148 232H149V231H148ZM153 232H155V233H153ZM153 232H152V233H153V237H155L154 235H155V234L157 235V232H156L155 230H154ZM187 232H188V231H187ZM191 232H192V231H191ZM200 232H201V231H200ZM213 232H214V231H213ZM217 232H219V231H218V228H217ZM29 233H30V231H29ZM39 233H41V232H39ZM83 233H84V232H83ZM109 233H110V232H109ZM118 233H119V234H118ZM180 233H181V232H180ZM194 233H195V232H194ZM210 233H211V232H210ZM219 233H220V232H219ZM12 234H13V233H12ZM25 234H26V233H25ZM35 234H36V233H35ZM41 234H43V233H41ZM100 234H101V230H100ZM102 234H103V233H102ZM104 234H105V233H104ZM111 234H108V236L111 235ZM114 234H115V233H114ZM114 234H113V235H114ZM116 234H115V235H116ZM125 234H124L123 236L126 238V235H127V234H126V235H125ZM135 234H136V233H135ZM135 234H134V235L132 234V235H133L134 237H136ZM141 234H142V233H141ZM163 234H165L164 231H163V233H162V236H164ZM199 234H200V233H199ZM199 234H198V235H199ZM221 234H222V233H221ZM8 235H9V233H8ZM33 235H34V233L31 234V235L29 234L30 237H28V234H27L26 238H23V241H24L25 239H28V238H29V239H32V238H34V236H36V235H34V236H33ZM45 235H46V234H45ZM77 235H78V234H77ZM89 235H90V232H89ZM89 235H87V236H88L87 238H92V237H91L92 234L90 235V237H89ZM98 235H99V234H98ZM98 235H95V236H98ZM105 235H106V237H104V239L101 238V237L99 236V238H96L94 241H91V245L94 246V247L91 246L92 250H93V249H97L98 247H100V249H107V248H109V242H106L107 240H106L105 238H109L110 236L108 237L107 234H105ZM117 235H116V237H117ZM132 235H131V237H133ZM167 235H168V234H167ZM170 235H171V234H170ZM170 235H169V237H171ZM213 235H214V234H213ZM215 235H216V234H215ZM215 235H214V236H215ZM32 236H33V237H32ZM38 236L40 237V234H38ZM73 236H74V235H73ZM102 236H104V235H102ZM121 236H122V235H121ZM129 236H130V234H129ZM160 236H161V235L159 234V237H160ZM165 236H166V234H165ZM179 236H180V235H178V237H179ZM211 236H212V235H211ZM219 236H220V235H218V237H219ZM27 237H28V238H27ZM31 237H32V238H31ZM81 237H82V236H81ZM93 237H94V235H93ZM114 237H115V236H114ZM116 237H115V238H116ZM145 237H146V236H145ZM166 237H167V236H166ZM169 237H168V238H169ZM172 237H173V235H172ZM172 237L170 238L171 241L168 240L169 242H172V241L175 239V235H174L173 240H172ZM178 237H177V238H178ZM180 237H181V236H180ZM220 237H222V236H220ZM225 237H227V236H225ZM229 237H230V235H229ZM35 238H36V237H35ZM37 238H38V237H37ZM41 238L43 239L42 236H41ZM84 238H85V237H84ZM94 238H95V237H94ZM94 238H92V239H94ZM111 238H112V236H111ZM111 238H110V239H111ZM117 238H119V236H118ZM121 238H122V237H120V239H121ZM125 238H123V239H125ZM143 238H144V237H143ZM149 238H151V237H149ZM183 238H184V236H183ZM197 238H198V237H197ZM210 238H211V237H210ZM213 238H214V237H213ZM227 238H228V237H227ZM29 239H28L29 242H31V241L33 240V239H32V240H29ZM42 239H41V240H42ZM82 239H83V238H82ZM82 239H81V240H82ZM154 239H155V238H154ZM156 239H157V238H156ZM162 239H163V237H162ZM162 239H161V241H162ZM179 239H180V238H179ZM179 239H178V240H179ZM181 239H182V238H181ZM181 239H180V240H181ZM207 239H209V238H207ZM217 239H218V238H217ZM230 239H231V238H230ZM230 239H229V240H230ZM38 240H39V241H38ZM41 240H40V238L37 239V240L35 239V241H37V243L40 242ZM43 240H44V239H43ZM43 240H42V241H43ZM84 240H85V239H84ZM90 240H91V239H90ZM108 240H109V239H108ZM125 240H126V239H125ZM125 240H124V241H125ZM180 240H179V241H180ZM211 240H212V238H211ZM229 240L226 239V240H223V241H222V239H221L222 242H219V243H216V244H215L214 242H213V243L211 242L212 245H213L212 247H214V248L216 249V251H217L220 255L223 254V250H225L224 253H227V248H228L229 244L231 245V242H230ZM33 241H34V240H33ZM35 241H34V242H35ZM55 241H56V240H55ZM60 241H61V240H60ZM117 241H120V240H117ZM117 241H116V242H117ZM143 241H144V240H143ZM217 241H218V240H217ZM25 242H26V241H25ZM29 242H28V246H30ZM43 242H44V241H43ZM43 242H42V244H43ZM87 242H88V241H87ZM175 242H176V241H175ZM177 242H178V241H177ZM177 242H176V243H177ZM228 242H229V243H228ZM40 243H41V242H40ZM44 243H45V242H44ZM57 243H58V242H57ZM61 243L63 244V242H61ZM85 243H86V242H85ZM118 243H119V242H118ZM139 243H140V241H139ZM157 243H158V242H157ZM161 243H163V242H161ZM165 243H166V242H165ZM211 243H210V244H211ZM26 244H27V243H26ZM35 244H36V242H35ZM35 244H34V246H35ZM50 244L52 245V243H49V246H50ZM111 244H112V243H111ZM111 244H110V245H111ZM114 244H115V243H114ZM147 244H148V243L146 242L145 245H147ZM174 244H175V243H174ZM178 244H179V243H178ZM31 245H32V244H31ZM36 245H37V244H36ZM38 245H40V244L38 243ZM46 245L48 246V243H47V242H46ZM54 245H56V242H54ZM54 245H53V248H54V250H55V249H56L55 247H58V246H54ZM57 245H58V244H57ZM134 245H135V244H134ZM153 245H154V244H153ZM158 245H159V244H158ZM172 245H173V244H172ZM175 245H176V244H175ZM181 245H182V244H181ZM220 245H222V247H221ZM34 246H32V247H34ZM41 246H42V245H41ZM41 246H40V247H41ZM59 246H60V248H61V244H60ZM62 246H63V245H62ZM89 246H90V245H89ZM95 246H96V247H95ZM140 246H141V245H140ZM142 246H144V245H142ZM156 246H157V245H156ZM173 246H174V245H173ZM35 247H36V246H35ZM35 247H34L33 249H36ZM42 247H43V246H42ZM51 247H52V246H50V248H51ZM112 247H113V245H112ZM112 247H111V248H112ZM157 247H158V246H157ZM179 247H180V246H179ZM16 248H18V247H16ZM30 248H31V247H30ZM37 248H38V247H37ZM86 248H88V246H87ZM89 248H90V247H89ZM89 248H88V250H90V253H91L92 250L89 249ZM142 248H143V247H142ZM146 248H147V247H146ZM158 248H159V247H158ZM158 248H156V250H157ZM161 248H162V247H161ZM210 248H211V247H210ZM214 248H213V249H214ZM12 249H14V247H13ZM51 249H52V248H51ZM58 249H59V248H58ZM65 249H66L65 252H68V247H65ZM73 249H74V248H73ZM109 249H110V248H109ZM166 249L168 250V246L166 247ZM166 249H164V250H165V252L167 253ZM204 249H205V248H204ZM211 249H212V248H211ZM52 250H53V249H52ZM54 250H53V252H56V251H57V249H56L55 251H54ZM76 250H77V249H76ZM149 250H150V248H149ZM154 250H155V249H154ZM180 250H181V248H180ZM182 250H183V249H182ZM58 251H59V250H58ZM58 251H57V252H58ZM61 251H62V250H61ZM99 251L101 252V250H99ZM146 251H148V249H147ZM216 251H215V252H216ZM62 252H63V251H62ZM74 252H75V251H72V254H73ZM85 252H86V250H85ZM85 252H82V253H85ZM92 252H93V251H92ZM95 252H98V250L95 251ZM149 252H150V251H149ZM157 252H158V251H157ZM159 252H160V253H161V252L163 253V251H161V250H160ZM165 252H164V253H165ZM215 252H214V253H215ZM29 253H30V252H29ZM49 253L51 254L52 252H49ZM58 253L60 254V251H59ZM76 253H77V252H76ZM76 253H75L74 256H73V257H76L75 262H76L77 260H78L77 262L83 260V259L80 258L81 255L78 256L79 254L76 255ZM86 253H87V252H86ZM162 253H161V254H162ZM218 253H216V254H218ZM47 254H48V253H47ZM59 254H55V255H59ZM61 254H64V253H61ZM61 254L59 255V258H60V256H61ZM80 254H81V253H80ZM87 254H89V253H87ZM98 254H100V253H98ZM98 254H97V255H98ZM148 254H149V253H148ZM157 254H158V253H157ZM170 254H171V253H170ZM175 254H176V253H175ZM29 255H32V254L30 253ZM52 255H53V254H52ZM55 255H54V256H55ZM68 255H69V254H68ZM84 255H85V254H84ZM84 255L82 254L81 257H83ZM149 255H151V254H149ZM47 256H48V255H47ZM63 256H64V255H63ZM71 256H72V255H71ZM101 256H102V255H101ZM101 256H99V257H101ZM158 256H159V255H158ZM164 256H165V255H164ZM223 256H224V255H223ZM223 256H222V257H223ZM226 256H227V255H226ZM48 257H49V256H48ZM56 257H57V256H56ZM96 257H97V256H96ZM149 257H150V256H149ZM173 257H175V256H173ZM234 257H235V256H234ZM236 257H237V256H236ZM236 257H235V258H236ZM238 257H239V256H238ZM43 258H45V259H43V260H46L47 257H43ZM51 258H52V257H51ZM57 258H58V257H57ZM57 258H56V259H57ZM61 258H62V257H61ZM71 258H72V257H71ZM94 258H95V257H94ZM212 258H213V257H212ZM230 258H231V257H230ZM232 258H233V257H232ZM239 258H240V257H239ZM56 259H55V260L52 259V260H53L54 262L57 261V262L60 264V263H61V261H60L61 259H60V260H56ZM62 259H63V258H62ZM92 259H93V258H92ZM97 259H98V258H97ZM171 259H172V258H171ZM176 259H177V258H176ZM218 259H219V257H218ZM237 259H238V258H237ZM66 260H67V259H66ZM66 260H65L64 262H66ZM69 260H72V259H69ZM232 260H233V259H231L230 261H232ZM243 260H244V259H243ZM85 261H86V260H85ZM144 261H145V264H156V262L159 261V260H158V258H156V260H155V258L152 257V259H150V260H144ZM171 261H172V260H171ZM220 261H221V260H220ZM225 261H226V260H225ZM233 261L236 262L237 264L239 263V262H237V260H236V261L233 260ZM64 262H63V260H62V263H64ZM67 262H70V261H67ZM67 262H66V264H71V263H74V260H73V262H71V263H67ZM168 262H169V261H168ZM234 262H233V263H234ZM240 262H242V260H241ZM35 263H36V262H35ZM111 263H112V262H111ZM188 263H189V262H188ZM221 263H223V262L221 261ZM224 263H225V262H224ZM236 263H235V264H236ZM243 263H244V262H243ZM32 264H33V263H32ZM64 264H65V263H64ZM74 264H75V263H74ZM76 264H77V263H76ZM162 264H163V263H162ZM167 264H168V263H167ZM181 264H182V263H181ZM228 264H229V263H228ZM239 264H240V263H239Z\"/></svg>",
    "mask_w": 264,
    "mask_h": 264
}]
</instances>
